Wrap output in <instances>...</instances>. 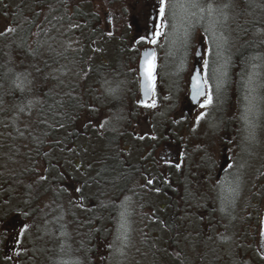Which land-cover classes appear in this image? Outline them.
Masks as SVG:
<instances>
[{
	"label": "rangeland",
	"instance_id": "obj_1",
	"mask_svg": "<svg viewBox=\"0 0 264 264\" xmlns=\"http://www.w3.org/2000/svg\"><path fill=\"white\" fill-rule=\"evenodd\" d=\"M5 1L13 5L20 0ZM35 1L38 0H24V5L28 7ZM114 1L118 3L116 0H107L106 4ZM62 2L67 3L70 10L77 4L82 5L84 10H93L94 20L100 21V32L108 40L114 36L120 38L122 30H128L135 42L128 48L130 56L122 55L116 59L110 72L103 73L98 87H92L93 90L87 95L81 92L85 105L83 113L90 119L93 114L94 117H103L107 100L119 97L123 100L122 104L114 107L112 114L106 109L111 124L104 123V128L111 130L114 136H122L126 129L127 137L133 141L146 137L148 131L154 132L155 136L156 131L153 129L163 136V142L168 141L171 135L177 138L171 133L172 129L184 135V140L189 141V147L182 146L184 168L180 177L183 182L176 187V197H179L180 203H177L175 218L184 221V225L191 224L192 231L204 229L203 234L197 238H202L208 246L203 254L206 264H264V243L259 235L260 215L264 205V64L259 62L249 74L243 76L240 89L236 88L237 79L232 81L231 78L233 83L227 86L230 53L238 45L242 27L238 0H196L197 7H193L187 0H168L166 27L159 28L163 35L157 44H152L157 52V106L144 110L139 109L137 104V61L139 51L147 44L137 43V39L147 35L148 20H151L153 29L161 24L157 10L159 6L150 0L146 12L144 15L138 14L135 23L131 21L129 13H124L119 7L113 12L108 11L107 22L105 11L99 8L101 2L105 3L104 0ZM133 2L126 0L125 3L132 6ZM151 3L153 7H150ZM45 4L51 5L44 1L41 12L49 10ZM209 5L213 8L211 14L208 11ZM252 5L255 6L254 16L259 19V24H264V0H253ZM153 14L154 17L150 19ZM28 19L27 26L33 23L32 16L29 15ZM14 27L9 21V14L0 13V34ZM45 27L43 17H37L34 32L44 30ZM258 33L264 35L262 29ZM71 34L79 35L76 31ZM62 37L64 43L49 42L53 35H43L38 40L40 46H32V49L28 46L26 54L22 48L17 49L14 45L6 47V59H17L13 89L16 93L31 90L36 73L44 79H56L63 86L76 81V72L71 70L87 62L94 63L93 58L66 57L67 40H72L67 35ZM199 45L202 49L204 79L213 96V104L204 109L198 107L197 113L204 111L206 115L197 122L183 110L182 98L188 93L187 80L192 71L194 52ZM47 48H53L51 55L47 63L41 65L37 63V56H44ZM104 51L107 54L110 50L104 47ZM86 77L82 75L81 78ZM218 81L221 82L219 89ZM85 82L87 84L88 80ZM28 97L24 104L12 105L0 117V127L4 115L11 116L14 123H17L16 127H19L18 120L23 123L26 120L24 116L31 118L34 115L38 97L35 93ZM221 142L226 146L224 151ZM141 154V151L135 154L136 159L139 160ZM129 155L124 158H129ZM222 157L223 160L228 159V164L219 170ZM156 160L161 163L157 157ZM48 161L52 169L46 172L51 176L54 175L53 167L55 172L60 167L58 163H53L52 158ZM75 162L78 163V160ZM38 172L40 177L45 174L43 168ZM74 173L65 181L68 183L63 187L66 196L59 195L57 202L45 198L34 205L30 204L26 213L25 210H16L20 200L16 194L23 197L21 187L16 192L5 193L6 196L15 195L0 204V219L11 220L3 218L8 211H11L7 215L9 217L20 215V218L15 219L17 227L14 238L17 249L23 250L19 255L22 264H137L140 258L138 249L144 239L141 230L146 229L145 237L149 230L144 223L145 217L150 218L148 212L151 210L146 203L148 197L145 198L142 192H139V196L131 192L118 196L111 205L110 193L100 190L96 199L105 205L106 216L113 214V217L111 220L106 217L107 222L96 221V218L90 217L92 214L102 218L97 209L98 203L95 205L91 199H87L86 203L83 198L87 192H79L70 185L86 181L91 174H81L78 169ZM104 187L107 189V186ZM68 199L71 204L67 202ZM5 257L0 256V260L3 262Z\"/></svg>",
	"mask_w": 264,
	"mask_h": 264
},
{
	"label": "trees",
	"instance_id": "obj_2",
	"mask_svg": "<svg viewBox=\"0 0 264 264\" xmlns=\"http://www.w3.org/2000/svg\"><path fill=\"white\" fill-rule=\"evenodd\" d=\"M44 1L51 4H45L49 6L47 12L46 10L41 12ZM104 1L105 3L101 2L100 6H105L107 0ZM252 1L238 0L242 27L238 45L230 53L227 80V86H231L233 83L231 78L232 81L237 79V85H235L238 89L243 76L249 74L252 67L259 65V62L264 64V35L261 36L258 33L260 29L264 31V24H259V19L254 16L255 6L252 5ZM6 4L7 1L0 0V13L9 14V21L15 27L13 31L6 30L0 34V117L9 111L12 105L24 104L32 93L38 97V106L31 118L23 117L26 119L23 123H20L18 117L16 118L20 129L16 127L17 123H14L11 116L4 115V119L2 118L0 204H3L8 197L15 195L6 196L5 193L16 192L19 187L23 190V197L19 193L16 194L20 197L17 211L25 210L24 213H26L30 204L34 205L45 198L48 201L57 202L59 195L67 194L64 189L65 181L69 180V176L78 169L81 174H91L89 179L80 182L83 186L79 192L83 190L87 192L83 198L86 203L87 199H91L96 205L98 203L96 197L100 190L110 193L111 205L118 196H125L131 192L136 193L135 196L141 195L139 192H142L145 198L148 197L146 203L151 210L148 212L150 218L145 217L144 223L149 230H147V237H145L146 229L141 230L144 239L138 249L139 264H206L203 254L208 246L202 238H197L203 234L204 229L201 228L198 232L192 231L191 224L184 225V221L175 218L177 203H180L179 197H176L178 192L176 187L183 182L181 177L177 175L174 181L176 187L171 190L172 179L169 177L168 168L158 166L148 169L146 165H143L145 158H141L142 154L140 158L138 157L139 160L136 159L135 154L138 155L139 151L142 153V149L133 142V139L127 137V129L119 138L110 133L111 130L100 127L101 124L110 125L112 122L106 109H109L112 114L114 107L122 104L123 100L119 97L107 100V107L103 108L105 111L103 117H94L93 114L90 115L93 116L90 119L83 113L85 105L81 92H86L87 95L93 90L92 87H98L103 73L110 72L116 59H120L122 55L130 56L128 48L134 42L133 35L129 34L128 30H122L120 38L114 36L108 40V37L105 38L100 32L102 28L100 21L98 19L96 22L92 21L88 17L90 16L88 12L91 10H84L80 4L70 10L67 7L68 4L62 0H38L29 3L28 7L24 5L26 4L24 0H20L13 4L14 14H11ZM29 15L32 16L33 23L27 26ZM37 17H43L46 27L44 30L34 32L33 27ZM75 31L79 35L71 34ZM50 33L53 38L49 42L62 41L64 35L72 40L66 39L68 47L66 57L93 58L94 63L87 62L82 64V67L71 70L76 72V81L70 84L65 83L66 85L63 86L56 79L51 77L44 79L36 73L33 77V88L21 94L16 93L13 89L17 75L15 68L17 59H6V47L14 45L17 49L22 48L26 54L28 46L30 49L32 46L38 48L41 37ZM104 47L110 50L107 54ZM52 49L47 48L44 56H37L39 58L37 63L41 65L47 63ZM82 75L87 77L81 78ZM79 80L83 81L79 82ZM85 80H88L87 84ZM38 83L41 86H38ZM89 84L90 88L87 87ZM14 96H16L15 99ZM128 155L131 161L129 158H124ZM51 158L60 168L55 172L53 167L54 175L50 176L46 171L52 169V165L48 163ZM76 160L78 163L75 162ZM42 168L45 174L40 177L38 171ZM9 171L10 174H7ZM149 179L152 183L146 191L143 184ZM104 186H107V189ZM67 202L71 204L70 199ZM97 209L102 214L100 216L102 218L91 214V219L96 218V221L107 222L106 217L110 220L113 217V214L106 216L105 205L98 203ZM10 212L5 214L9 215ZM89 223L90 221L87 222Z\"/></svg>",
	"mask_w": 264,
	"mask_h": 264
},
{
	"label": "flooded vegetation",
	"instance_id": "obj_3",
	"mask_svg": "<svg viewBox=\"0 0 264 264\" xmlns=\"http://www.w3.org/2000/svg\"><path fill=\"white\" fill-rule=\"evenodd\" d=\"M116 1H118V3L114 1V2H108L109 5L105 4V6H99L101 10L105 11L104 15H106L105 20H107V22L109 20L108 11L113 12V10H117L120 7L121 10L124 11V13H129L131 21L135 23L136 17L138 16V14L144 15V13L146 12L145 9L149 5L148 2L150 0H134L132 6L131 5L129 6L128 4H126L125 3L126 0H116ZM6 6H7V9L11 12V14H14L15 8H13V5L12 4L10 5L7 2ZM88 14L90 16L94 15L93 10L91 12H88ZM90 16L88 17L91 18L92 21H94V17H90ZM92 25H93V22H92ZM201 69H202L203 76H204V71L202 68V61H201ZM188 80H189V77H188ZM187 89H188V83H187ZM206 91H208L207 85H206ZM187 95L182 98L183 103H184L183 110L186 112V114H188L189 118H193L196 121V117L199 115V113L204 112V111H199V113H197V109L199 107L198 104L195 106L190 105L187 99ZM142 108H143L142 110H144L145 107H142ZM183 125H186V124H183ZM146 129H148V126H146ZM153 130L156 131L155 136L153 135L154 132L148 131V134H146V137H142V138L140 137L139 140L133 141V142L138 144L139 147L142 148L141 158L143 159L145 158V160H143L144 162L143 165H146L148 169L157 168L158 166H161V167L166 166L168 168L169 177L170 179H172V182L170 183V188L171 190H174L175 189L174 187H176V184L174 182L175 178L177 177V175L181 176V171L184 168L182 146L188 148L189 141L188 139L184 140V135L183 136L180 135V132L179 134L175 133V129H172L171 133L177 136V138L171 135L170 138H168L169 139L168 141L163 142L162 141L164 140L163 136L159 135L158 130L156 129H153ZM188 131H190V129H188ZM221 132H222V129H221ZM221 132H220V137H221ZM150 135H153L155 139H153V137H149ZM220 144L222 146V151L226 150V146L223 144V142H221ZM166 154L168 156H166ZM155 155L157 159L160 160L161 163H159L156 160V157H154ZM177 164H179V168L176 167ZM226 164H228V159L223 160V157H222V160L220 161V164H219V170H222ZM70 185H72V188H75L76 190L77 189L80 190V188H82L83 186L80 182L70 183ZM143 186H145L146 188L150 186V184H148V180H147V183L143 184ZM3 218H11V220L10 219L8 220L0 219V256L2 255L6 256L5 259L3 258V262L0 260V264H17V262L19 264H22L23 261L19 257V255L23 252V250L17 249L18 247L16 244L17 241L14 238L15 233H16L15 229L17 227V226L15 227L16 225L15 219L20 218V215L15 214L12 217L5 216Z\"/></svg>",
	"mask_w": 264,
	"mask_h": 264
},
{
	"label": "snow or ice",
	"instance_id": "obj_4",
	"mask_svg": "<svg viewBox=\"0 0 264 264\" xmlns=\"http://www.w3.org/2000/svg\"><path fill=\"white\" fill-rule=\"evenodd\" d=\"M193 7H197L196 0H187ZM168 6V0H159V17L161 20V24L154 29L150 36H143L137 41L146 42L147 44H157L159 38L163 35V33L159 30L161 27H166L165 16L166 9ZM204 11V9H201ZM209 13L213 11L211 5L208 8ZM14 29H8V31H13ZM205 67H207V61H205ZM139 73V84H140V92L143 96V99L139 100L138 103L141 104L145 108H156L157 106V54L152 49L145 50L141 55V63L137 69ZM207 85V80L200 78V74L197 73L192 77V87H191V100L193 103L198 104L201 109L207 108L213 104V96L211 91H205V86ZM221 87V82L218 81L217 89ZM201 97L203 99L201 100ZM167 99V97H165ZM206 113L200 112L196 117L197 122L204 118ZM101 128L104 127L103 124L100 125ZM142 138V137H141ZM155 139V137H153ZM179 168V164L176 165ZM44 177H42L43 179ZM152 180H148V184H151ZM79 191V189H77ZM159 191V189H157Z\"/></svg>",
	"mask_w": 264,
	"mask_h": 264
},
{
	"label": "water",
	"instance_id": "obj_5",
	"mask_svg": "<svg viewBox=\"0 0 264 264\" xmlns=\"http://www.w3.org/2000/svg\"><path fill=\"white\" fill-rule=\"evenodd\" d=\"M153 18V17H152ZM151 18V19H152ZM151 21V20H150ZM149 27L151 28V24L149 25ZM147 49H152V48H147ZM147 49H145V50H147ZM145 50H142L141 51V53H140V57H139V61H138V66H139V64L141 63V55H142V53L145 51ZM153 50V49H152ZM194 58H195V62H194V64H193V71H192V74H191V76H190V78H189V99L191 100V87H192V77L194 76V75H196L197 73H199L200 74V78H202V75H201V70H200V61H201V49L200 48H197V51H196V53H195V56H194ZM138 66H137V69H138ZM138 76H139V73H138ZM139 90H140V84H139ZM140 97H141V99H143V96H142V94H141V92H140ZM202 98V97H201ZM191 104L192 105H196V103H193L192 102V100H191ZM259 235H260V239H261V241L264 243V206H263V210H262V214H261V218H260V233H259Z\"/></svg>",
	"mask_w": 264,
	"mask_h": 264
}]
</instances>
